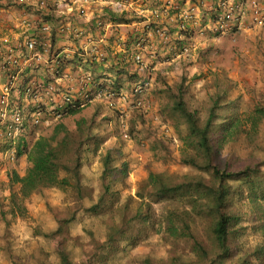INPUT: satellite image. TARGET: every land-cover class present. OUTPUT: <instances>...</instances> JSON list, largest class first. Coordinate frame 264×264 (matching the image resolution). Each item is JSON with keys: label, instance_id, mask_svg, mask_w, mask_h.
Here are the masks:
<instances>
[{"label": "trees", "instance_id": "16d2710c", "mask_svg": "<svg viewBox=\"0 0 264 264\" xmlns=\"http://www.w3.org/2000/svg\"><path fill=\"white\" fill-rule=\"evenodd\" d=\"M110 16L112 21H126L113 13ZM185 82L182 76L173 86L161 83L156 97L159 111L172 120L183 143L180 164L192 168L196 174L149 172L135 193L140 201L147 194L170 202L162 223L163 236L171 246L166 258L131 255L141 243L148 217L141 210L143 202L135 207L132 196L121 195L130 167L118 149L99 155V191L95 198L86 184L83 157L95 137L99 106H95L91 117L76 119L72 127L59 121L49 134L32 142L27 139L17 142L15 156L26 154L28 167L21 177L15 172L9 176L7 211L0 201L4 226L10 223L8 214L12 218L26 216L32 196H43L48 189L70 190L82 203L84 213L98 220L102 234L98 239L97 234L85 228L91 251L85 254L82 264H263L264 172L261 168L264 160L257 161L249 155L246 159L227 156L219 164L216 156L225 146L257 135L264 119V107H256L243 115L238 97L231 98V88L226 83L224 88L215 83L213 91L198 101L189 93ZM81 111L82 108L66 106L62 118L74 117ZM179 126L183 127V134ZM38 128H28L23 136L34 135ZM15 185L17 190L13 189ZM82 205L66 208L61 219L53 213L58 224L56 233L77 222ZM49 210L53 212L50 207ZM243 218L257 236L250 246L242 240L247 230L241 224ZM180 244L186 249L176 251ZM55 253L59 264H75L62 247Z\"/></svg>", "mask_w": 264, "mask_h": 264}, {"label": "crops", "instance_id": "0c3cea01", "mask_svg": "<svg viewBox=\"0 0 264 264\" xmlns=\"http://www.w3.org/2000/svg\"><path fill=\"white\" fill-rule=\"evenodd\" d=\"M221 1L240 5L242 20L239 29L216 35L211 16ZM258 12L264 15V0H0V111L2 89L9 81L7 101L26 114L34 106L60 108L63 95L80 101L85 93L100 89L108 94L106 104L113 106L115 97L132 98V85L141 80L149 82L152 101L158 82L170 84L175 76H186V70L208 61L209 51L225 52L222 41L237 34L249 41L251 28L264 26L253 23ZM112 13L126 21H112ZM43 25L49 27L51 49L65 59L58 78L52 75L49 53L32 54L24 46L29 38H44ZM162 28L166 39L160 36ZM137 55L140 63L134 60ZM26 88L33 90V98L26 96ZM51 120L44 115L37 132ZM17 139H0V194L8 196L9 176L15 172L21 177L28 167L26 154L10 159L17 142L27 138Z\"/></svg>", "mask_w": 264, "mask_h": 264}, {"label": "rangeland", "instance_id": "374dc122", "mask_svg": "<svg viewBox=\"0 0 264 264\" xmlns=\"http://www.w3.org/2000/svg\"><path fill=\"white\" fill-rule=\"evenodd\" d=\"M252 29L253 33L247 36L249 41L240 39L238 34L234 36L235 38L229 37L231 39L222 41L223 44L225 43V52L217 49L209 51V54H206L208 61L205 64L195 65L194 71L186 70L185 84L189 93L197 98L196 100H201L207 93L213 91L215 83H218L219 88H224L226 83L231 88V98L238 97L239 108L243 115L249 114L256 107H264V26ZM205 30L204 28L203 32ZM175 77L176 80L172 78L167 85L173 86L180 81L179 76ZM161 83L166 84L162 81L158 82V86H161ZM111 90L107 89L109 94L112 93ZM150 92L148 86L138 97L139 104L134 99L132 101L131 97L118 100L119 103L117 97L113 98L110 100L114 104L112 107L106 105L108 99L103 102L94 101L82 108L80 114L58 121L51 120L50 124L40 130V133L37 132L38 128L34 135L26 138L32 142L41 135L49 134L59 121L72 127L76 119L91 117L95 106H99V115L95 121V137L87 145L83 157L82 172L86 184L91 188V195L95 198L99 191V155L118 149L121 157L128 161L130 167L127 184L122 188L121 195L132 196L136 200L133 203L135 207H139L143 202L141 210L148 217V223L143 226L141 243L132 250L131 255L164 259L171 249L162 231V223L170 202L150 198L147 194L140 201L135 197V193L140 182L149 172L189 176L196 174V171L180 164L183 143L179 133L166 113L159 111L158 98L155 96L151 101L148 97ZM178 130L183 134L182 126H179ZM257 130V135L252 138H242L236 143L225 146L216 156V162L222 164L227 156L246 159L248 155L256 157L257 161L264 160V119L261 120ZM261 170L264 172V166ZM7 197V192L0 194L4 211L8 209L5 205ZM80 204L82 205L70 190L62 192L48 189L43 196H32L27 204L25 217L12 218L8 214L7 218L10 221L8 226H4L0 214V264H59L55 252L60 247L66 250L70 260L75 264H82L85 254L91 251L87 234L84 232L85 228L97 234L98 239L102 238L98 220L84 213L82 205L77 222L68 224L67 229L63 227L59 233H56L58 224L53 216L54 213L61 219L66 208H74ZM241 224L247 226L242 240L247 246L253 245L257 236L253 233L251 224L244 218ZM47 234L51 235L46 237ZM185 249L184 244H180L176 251Z\"/></svg>", "mask_w": 264, "mask_h": 264}, {"label": "built area", "instance_id": "2783aa9c", "mask_svg": "<svg viewBox=\"0 0 264 264\" xmlns=\"http://www.w3.org/2000/svg\"><path fill=\"white\" fill-rule=\"evenodd\" d=\"M19 3H24L26 0H17ZM106 1V0H101ZM38 6L40 8L45 7V2L40 1ZM220 8L219 11L215 9L216 15L211 16V23L212 28L211 31L214 34L220 33H228L239 29L241 20H242V8L240 5H229L224 1H221L217 6ZM83 14L82 11H80ZM253 23L257 25H262L264 23V15L261 16V13L258 12L254 15ZM181 29H185L184 27H180ZM41 32L44 34V38H29L26 40L24 46L27 48L29 52L32 54H38L39 52H47L50 54L51 57V66L54 68L52 69V75L56 78L59 77V68L63 64L64 60L62 57L59 56L53 49H51L50 44V31L47 25H43L41 27ZM160 36L162 39H166V29L159 30ZM164 41V40H163ZM135 62L140 63L141 57L139 55L135 56ZM12 63H15L13 61ZM11 81L2 89V102H3V109L0 111V139L5 142H12L14 143L17 138L24 135L28 128L37 126L40 121L42 120L44 115H50L52 120L58 121L62 118V111L66 106L84 108L87 104L92 103L94 101H102L105 97L108 96L107 92L103 89L94 90L87 92L83 95V99L80 101H75L69 95H63L61 97V107L59 106H51L47 110H43L40 106H34L30 112L23 113L21 110L17 108H13L10 103L7 101V96L10 91ZM149 82L145 80H141L139 82H135L132 85L131 95L136 103L139 104L138 97L143 94V92L148 88ZM33 90L30 88L25 89V94L28 98H33ZM15 151L14 149L11 150L10 159H14Z\"/></svg>", "mask_w": 264, "mask_h": 264}]
</instances>
